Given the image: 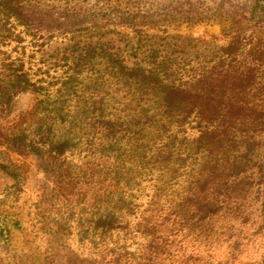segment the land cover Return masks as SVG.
I'll return each instance as SVG.
<instances>
[{"label": "trees", "instance_id": "16d2710c", "mask_svg": "<svg viewBox=\"0 0 264 264\" xmlns=\"http://www.w3.org/2000/svg\"><path fill=\"white\" fill-rule=\"evenodd\" d=\"M70 1L0 0V120L34 95L0 138L75 196L43 214L54 242L88 264H204L264 228V0L82 15ZM175 16H225L234 34H148Z\"/></svg>", "mask_w": 264, "mask_h": 264}, {"label": "rangeland", "instance_id": "374dc122", "mask_svg": "<svg viewBox=\"0 0 264 264\" xmlns=\"http://www.w3.org/2000/svg\"><path fill=\"white\" fill-rule=\"evenodd\" d=\"M244 6V0H71L61 2L62 8H74L81 15L93 9H110L117 6L125 11L184 12L191 9L213 10L222 5ZM182 16L156 21L148 34H173L193 38L227 42L234 34L231 21L225 16L187 20ZM119 32L128 33L126 27ZM264 35L256 31L254 38ZM116 38L106 35L104 38ZM96 39L92 34L76 37L80 42ZM34 95L21 94L0 126L13 123L20 114L32 106ZM5 158L19 165L16 170L0 168V264H88L76 245H61L49 236L42 224L43 214L51 207L74 199L73 192L63 188V180L45 169L44 161L34 153L17 152L6 148L0 138V159ZM18 188V190L16 188ZM16 189V190H15ZM71 191V190H70ZM7 195V197L5 196ZM9 194V195H8ZM14 195V196H13ZM65 195V196H64ZM17 199L13 201V198ZM245 227L240 233V243L235 247L218 241L201 251L204 264H264V228Z\"/></svg>", "mask_w": 264, "mask_h": 264}]
</instances>
